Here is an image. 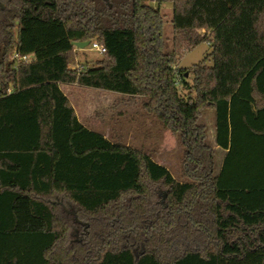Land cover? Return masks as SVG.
Wrapping results in <instances>:
<instances>
[{
  "label": "trees",
  "instance_id": "1",
  "mask_svg": "<svg viewBox=\"0 0 264 264\" xmlns=\"http://www.w3.org/2000/svg\"><path fill=\"white\" fill-rule=\"evenodd\" d=\"M78 43L106 53L79 69ZM74 85L141 98L189 183L85 129ZM0 264H264V0H0Z\"/></svg>",
  "mask_w": 264,
  "mask_h": 264
},
{
  "label": "rangeland",
  "instance_id": "2",
  "mask_svg": "<svg viewBox=\"0 0 264 264\" xmlns=\"http://www.w3.org/2000/svg\"><path fill=\"white\" fill-rule=\"evenodd\" d=\"M163 14L165 15V38L168 40V49L171 51L173 46L174 32L171 25L172 22V4H166L162 6ZM203 34V33H202ZM204 35V34H203ZM92 47L89 45L85 50H78L79 55V69H83L86 65L89 68L96 66L97 62L102 59L98 53L91 50ZM211 54V50L208 44L203 43L197 48H193L183 54V58L179 60L176 65V69L189 70L192 67L198 66L204 62V60ZM208 67H212V62L208 63ZM187 81H191L187 75ZM179 82V81H178ZM180 83V82H179ZM180 96L186 98L188 92L178 85ZM92 94L103 93L102 91H88ZM110 95V94H109ZM112 97H124L120 95H112ZM122 103L121 100H119ZM127 103V102H125ZM135 108L133 112H128L124 115L132 116V119L126 120V118H120V121L113 122L116 127L114 132V126L108 127V131L112 130L110 134L114 135V143L118 145L128 146L132 149L140 152H145L156 164L166 168L172 175V177L180 184H187L189 181L182 175V162L184 155V148L181 145L179 136L172 134L164 125L155 118L149 119L146 114L142 111L141 101L131 102ZM129 104V103H128ZM117 123V126L115 125ZM201 125L206 127L207 139L206 144L212 148L214 152V163L217 174H221L225 167V161L228 157L235 158L238 156L236 151L233 153L224 151L217 145V121L215 113L205 112L202 119ZM128 135V136H126ZM130 135V136H129ZM237 149V148H236ZM247 148L243 147L240 150L245 151ZM231 153V154H230ZM247 154V153H246ZM250 157V156H249Z\"/></svg>",
  "mask_w": 264,
  "mask_h": 264
},
{
  "label": "crops",
  "instance_id": "3",
  "mask_svg": "<svg viewBox=\"0 0 264 264\" xmlns=\"http://www.w3.org/2000/svg\"><path fill=\"white\" fill-rule=\"evenodd\" d=\"M27 61H29V59H27ZM61 91L71 103L80 124L88 131L103 136L111 144H115V140L113 133L112 135L110 134L112 130L108 131V127H113V122L120 121L119 117L124 118V115L128 112H133L135 106H132L131 102L141 101V105L143 103L141 98L112 97L113 94L109 95V93L103 94L98 92L92 94L88 92L92 90L83 89L76 85L62 86ZM119 100H121L122 103H120ZM129 117L130 115H127V118L125 116L126 120L129 119ZM130 118L132 119V116ZM115 125L117 126V123H115ZM115 128L114 126V132L116 131ZM124 147L128 146L126 145Z\"/></svg>",
  "mask_w": 264,
  "mask_h": 264
},
{
  "label": "built area",
  "instance_id": "4",
  "mask_svg": "<svg viewBox=\"0 0 264 264\" xmlns=\"http://www.w3.org/2000/svg\"><path fill=\"white\" fill-rule=\"evenodd\" d=\"M91 47H92L91 50L98 53L100 56H103L106 53V50L96 43L92 44ZM23 60L27 61V58H24Z\"/></svg>",
  "mask_w": 264,
  "mask_h": 264
},
{
  "label": "water",
  "instance_id": "5",
  "mask_svg": "<svg viewBox=\"0 0 264 264\" xmlns=\"http://www.w3.org/2000/svg\"><path fill=\"white\" fill-rule=\"evenodd\" d=\"M89 45H90L89 43H78V44H75L74 46L76 49L82 51V50H85L86 48H88ZM186 77H187V75H186Z\"/></svg>",
  "mask_w": 264,
  "mask_h": 264
}]
</instances>
